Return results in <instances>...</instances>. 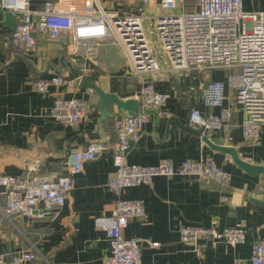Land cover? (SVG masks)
I'll list each match as a JSON object with an SVG mask.
<instances>
[{"label":"crops","instance_id":"crops-1","mask_svg":"<svg viewBox=\"0 0 264 264\" xmlns=\"http://www.w3.org/2000/svg\"><path fill=\"white\" fill-rule=\"evenodd\" d=\"M48 1L63 10H76L92 0H29L31 11H40ZM1 2V0H0ZM110 14L135 12L137 0H99ZM245 12L264 11V0H242ZM150 12V11H149ZM17 17L0 4V174L29 178L55 172L67 175L71 152L87 143L103 146L101 155L83 165L81 174L71 177V189L63 206L42 219H7L0 209V254L36 248L37 259L31 264H103L109 245L102 230L94 226L98 217L109 216L118 198L140 200L144 216L132 219L123 232L126 239L141 240V264H249L250 245L264 240V194L258 187L264 175L248 174L230 155L211 149L187 129L192 107L203 115L218 114L220 109L205 108L192 86L200 88L209 81L225 84L223 108L231 110L227 126L211 134H202L215 146L232 148L242 162L264 167V126L259 140H244L241 108L234 102L226 80L232 71L214 69L207 72L171 74L155 84L170 98L162 108H149L142 134L126 157L129 165L155 166L165 159L174 165L185 161L212 160L231 177L225 190L216 183L196 178L155 177L149 185L125 189L116 195L105 187L113 173L112 156L116 138L113 121L125 112L113 105L103 119L97 109L98 97L81 82L93 83L105 93L122 101L134 99L138 82L128 75L126 63L118 48L107 41H91L77 53L71 52L65 36L50 39L37 36L35 49L27 55H16L4 45L13 31ZM153 38L150 37V40ZM92 49V50H91ZM59 76L63 85H48L44 94L34 89L38 80ZM174 87V89H172ZM76 99L86 108L84 119L74 127L53 122L48 112L57 99ZM135 100V99H134ZM37 171H30V167ZM227 195V202L220 200ZM4 197L0 189V207ZM243 228L244 244L230 246L222 238L208 240L200 256L193 246L180 240V226ZM152 243H157L152 247Z\"/></svg>","mask_w":264,"mask_h":264},{"label":"built area","instance_id":"built-area-1","mask_svg":"<svg viewBox=\"0 0 264 264\" xmlns=\"http://www.w3.org/2000/svg\"><path fill=\"white\" fill-rule=\"evenodd\" d=\"M1 7L11 10L17 17L15 27L4 45L16 55H27L37 43V36L50 39L65 36L69 50L77 53L91 41H107L118 48L126 63L128 75L139 84L135 100L138 109L133 115H124L113 121L116 142L113 145V173L106 181L108 191L119 195L125 189L149 185L155 177L196 178L206 183H216L230 188L229 173L220 169L214 161H185L174 165L165 159L155 166L129 165L126 157L142 134L147 122L148 109L162 108L170 94L159 92L155 84L165 76H182L188 72H207L214 69L232 71L227 75V86L233 92L234 102L241 108V122L245 141L256 143L264 126V11L245 12L242 0H137L135 12L110 14L103 10L99 0L76 10L68 6L63 10L57 3L48 1L40 11L29 9V0H1ZM160 10L154 17L146 12ZM153 21L148 34L145 22ZM158 41L157 53L150 37ZM63 79L55 76L50 80H38L34 89L41 94L48 85L59 87ZM174 89V87H172ZM197 92L202 105L208 109L219 108L218 114L203 115L192 107L188 125L202 134H211L227 126L231 110L223 108L225 84L209 81ZM85 105L76 99H57L48 117L65 127H74L85 117ZM103 151L96 142L87 143L82 149L68 156L67 175L55 172L29 178L0 174V189L4 206L0 207L7 218L42 219L63 206L71 189V177L81 174L86 162L94 161ZM30 171H37L32 166ZM264 194V184L258 187ZM227 202V195L220 197ZM145 214L140 200L118 198L109 216L98 217L94 226L102 230L109 245V255L103 264H141V240L123 236L132 219ZM179 238L193 246L200 256L208 240L222 238L230 246L244 244L243 228L180 226ZM157 243H152L156 247ZM37 259L36 248L30 245L24 250L0 254V264H31ZM239 264V263H235ZM249 264H264V240L250 245Z\"/></svg>","mask_w":264,"mask_h":264},{"label":"water","instance_id":"water-1","mask_svg":"<svg viewBox=\"0 0 264 264\" xmlns=\"http://www.w3.org/2000/svg\"><path fill=\"white\" fill-rule=\"evenodd\" d=\"M81 86L84 88L92 89L95 94L98 97L97 102V109L102 115L103 119H106L108 117V111L106 108L109 105H113L116 107L117 112H125L127 115H133L136 113L138 109V102L134 99H129L126 101H122L114 94L105 93L102 90H100L97 86H95L93 83H85L81 82ZM189 132L194 133L198 136H201L204 142L213 150L226 153L231 156L233 162L239 166L241 169H243L248 174H254V175H264V167L263 166H255L250 165L245 162H242L238 159L236 152L232 148H222L217 147L213 145L205 135L202 136V130L193 131L191 129H187ZM257 203L264 206V201H258Z\"/></svg>","mask_w":264,"mask_h":264},{"label":"rangeland","instance_id":"rangeland-1","mask_svg":"<svg viewBox=\"0 0 264 264\" xmlns=\"http://www.w3.org/2000/svg\"><path fill=\"white\" fill-rule=\"evenodd\" d=\"M160 13H161L160 10L153 11V12H146L147 15L152 14L154 17L159 16ZM153 25L155 26V24H154L153 21L145 22L144 27H145V30H146L147 34H148V31L151 30V27H152ZM150 36H151V35H150ZM151 37L153 38V36H151ZM155 39H156V38H155ZM155 39H154V40L152 39L151 42H152V45H153V48H154V52L157 53V50H158V48H159V43H158V41H155ZM91 43H92V42H90V44H91ZM91 50H92V49H91Z\"/></svg>","mask_w":264,"mask_h":264},{"label":"bare ground","instance_id":"bare-ground-1","mask_svg":"<svg viewBox=\"0 0 264 264\" xmlns=\"http://www.w3.org/2000/svg\"><path fill=\"white\" fill-rule=\"evenodd\" d=\"M16 4L19 5L20 4V0H16Z\"/></svg>","mask_w":264,"mask_h":264}]
</instances>
